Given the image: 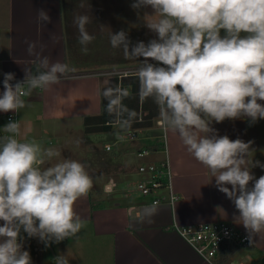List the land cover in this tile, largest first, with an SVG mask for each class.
Instances as JSON below:
<instances>
[{
	"label": "clouds",
	"instance_id": "9594fccd",
	"mask_svg": "<svg viewBox=\"0 0 264 264\" xmlns=\"http://www.w3.org/2000/svg\"><path fill=\"white\" fill-rule=\"evenodd\" d=\"M149 7L151 14L144 12L138 19L155 38L133 44L121 30L111 34L110 44L122 48L126 58L140 61L136 69L140 99L155 103L165 134L177 136L208 170L211 181L234 204L239 213L234 222L246 229L251 242L264 234V175L256 178L252 172L264 165L249 159L252 141L220 136L212 124L264 119V104L258 102L264 101V0H133L131 4L139 14ZM38 20L49 21V16L39 10ZM74 22L87 52L86 45L94 39L86 29L90 18L79 15ZM43 47L36 52V45L29 43L27 48L36 58L35 74L25 68L23 81L15 84L14 73L4 74L0 112H18L33 90H48L74 71L67 63L42 57ZM102 95L118 127L130 130L137 113L123 103L128 89L119 82L109 83ZM2 129L0 264H32L21 233L46 246L76 236L84 222L75 205L93 189L94 178L84 162L62 156V149L27 139L19 121L10 119ZM114 186L109 179L103 191L111 194ZM158 211L154 202L139 210L129 207L127 214L142 224L153 222ZM54 259L56 264H69L65 255Z\"/></svg>",
	"mask_w": 264,
	"mask_h": 264
},
{
	"label": "crops",
	"instance_id": "0c3cea01",
	"mask_svg": "<svg viewBox=\"0 0 264 264\" xmlns=\"http://www.w3.org/2000/svg\"><path fill=\"white\" fill-rule=\"evenodd\" d=\"M132 2L0 0V93L4 90L2 82L5 73L15 74L12 83L24 79L25 68L36 73V58L27 51L29 43L36 45V52L41 51V45L44 46L42 57L47 56L50 61L60 60L74 69L62 78L61 83L48 90H33L31 96L24 97L25 108L16 113L0 112V133L5 135L2 128L9 122V115L13 114L27 139L52 147L51 138L59 137L58 127L100 116L103 89L115 78H103L99 74L106 68L137 69L140 64L136 59L126 58L122 48H113L110 44L112 33L124 30L135 44L148 31L138 17L144 12L151 14L152 9H142L139 14L131 8ZM39 10L48 14L49 21L38 20ZM79 15L90 18L86 29L94 39L86 45L87 52L83 51L85 46L79 43V32L74 22ZM130 78L116 79L123 86V81H130ZM150 102L148 105L156 111V115L147 120L150 125L139 127L137 140L131 141L133 146L123 147L113 159H101L97 163L99 166L92 174L93 189L76 202L75 210L84 222L81 231L74 237L48 246L37 237L29 238L26 233H21L24 250L29 251L32 264H56L54 258L58 255H65L69 264H216L218 258L213 263L206 261L182 238L175 226L226 222L248 237L246 229L234 222L239 213L232 201L218 190L208 170L187 152L179 138L165 134L157 124L158 108L152 100ZM258 102L264 104V101ZM124 104L137 113L132 126L137 125L133 128H138L145 121L143 117L149 115L144 110V100L138 93H130ZM212 127L218 135H227L231 140L252 141L254 151L249 159L264 165V119L255 123L246 119L225 120L222 123L213 122ZM152 128L162 130V135H147L143 140L139 138L138 131ZM164 143L173 175V191L178 200L173 205L158 204L159 211L152 218L153 222L135 223L127 214L129 207L139 210L151 205L156 197L168 200V193L160 191L155 196H142L135 186L140 179L138 168L133 169L131 159H138L140 164L158 161L163 157L160 152L142 159L137 156V151L148 147L159 149ZM252 172L259 178L264 175V168L254 167ZM109 179L115 182V186L111 194H106L103 187ZM126 182L127 189L123 190ZM115 192H120L118 197L112 196ZM241 259L264 264V234L254 237L247 246L239 247L233 261Z\"/></svg>",
	"mask_w": 264,
	"mask_h": 264
},
{
	"label": "built area",
	"instance_id": "2783aa9c",
	"mask_svg": "<svg viewBox=\"0 0 264 264\" xmlns=\"http://www.w3.org/2000/svg\"><path fill=\"white\" fill-rule=\"evenodd\" d=\"M106 75L117 78L133 77L136 76V69L115 70ZM16 81H23V79ZM16 81L13 83L15 84ZM14 118L15 116L10 114L8 120H14ZM157 124L160 126L159 120ZM0 136H3V134L0 133ZM127 136L130 141L135 142L138 138L137 130L127 132ZM105 149L109 151L111 150V146L106 145ZM158 152L163 154L160 160L144 161L139 165L138 174L140 179L135 186L137 191L144 197L155 196L160 191H166L168 193V200L156 197L153 203L158 202V204L168 203L173 205L178 200V195L173 191V175L166 143L159 149L155 147L140 149L137 151V156L142 159H148ZM175 229L200 256L212 263L224 243L231 242L240 248L249 244V239L246 235L236 229L232 224L226 222L201 223L183 227L175 226ZM230 264L253 263L250 259H241L232 261Z\"/></svg>",
	"mask_w": 264,
	"mask_h": 264
},
{
	"label": "rangeland",
	"instance_id": "374dc122",
	"mask_svg": "<svg viewBox=\"0 0 264 264\" xmlns=\"http://www.w3.org/2000/svg\"><path fill=\"white\" fill-rule=\"evenodd\" d=\"M152 38H155V34L148 30L143 33L142 36H140V41H144L145 43H147ZM137 63H140V61L137 60ZM114 69L116 68H106L102 73H100V76H103V78H105L107 77L106 74L115 71ZM109 77L117 78L111 75ZM145 115L146 114L144 113V116ZM143 118L145 120V117ZM143 118L140 119L143 120ZM97 122L98 121L95 122L93 120H83L80 122L65 124L57 128L59 137H52L50 141L52 147H58L62 149V156H64L65 158L77 159L84 162L86 165L90 163V165H88L90 175H92L94 169L99 166L97 165V163L101 159H113L115 155L119 154L123 147L127 148L128 146H133L134 143H131L130 139L127 136V132L131 130H139V128H131L128 131H123L118 127V125H111L108 129L104 128L103 131L96 132L93 131L89 125L92 123L91 125L94 129V126L97 124ZM138 132L139 138H141V140L146 139L147 135H162V130H157L155 128H152L150 130H140ZM77 141H79V143H77ZM106 144L111 146L112 151H107L106 149H104V146ZM46 145H48V141H46ZM93 148L94 150H92ZM131 160L133 169H137L140 161L136 158H132ZM133 181L134 180L131 181V184L134 183ZM122 189H127V182L122 187ZM119 194L120 192H115L112 194V196L114 195L118 197ZM104 196L106 197L107 195L105 194Z\"/></svg>",
	"mask_w": 264,
	"mask_h": 264
},
{
	"label": "trees",
	"instance_id": "16d2710c",
	"mask_svg": "<svg viewBox=\"0 0 264 264\" xmlns=\"http://www.w3.org/2000/svg\"><path fill=\"white\" fill-rule=\"evenodd\" d=\"M131 80L130 81H123V86H127V89H129V93H138L139 91V82H138V79H137V76H134V77H131L130 78ZM113 86L117 83V79L115 78V80H111L110 82ZM102 99H103V95H102ZM130 99H132L130 97ZM125 101V100H124ZM123 101V103H124ZM151 99H147V100H144V110L145 111H148L149 112V115L147 117H145V121L141 124L138 125V128L139 127H143L145 125H150L149 124V119H151V117L155 116L156 115V111L153 109V107L151 105H148V103H151L150 102ZM106 104H107V101L105 99H103V103H102V114L98 117H91V118H88L87 121L89 120H93V121H98L97 124L94 126L95 128L93 129V126L90 124V128L93 130V131H103V129H108L111 124L115 123L116 121V116L113 114V115H110L107 111H106ZM134 126H137V125H134ZM134 126H131L132 128ZM101 129V130H100ZM239 251V247L236 246L235 244L231 243V242H227V243H224L220 249V252L219 254L217 255L216 258L217 261H216V264H230L235 255L238 253Z\"/></svg>",
	"mask_w": 264,
	"mask_h": 264
}]
</instances>
